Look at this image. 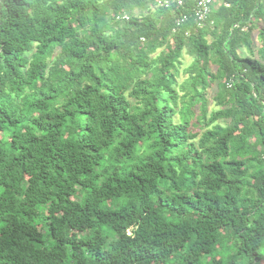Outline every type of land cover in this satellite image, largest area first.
<instances>
[{
    "label": "trees",
    "instance_id": "obj_1",
    "mask_svg": "<svg viewBox=\"0 0 264 264\" xmlns=\"http://www.w3.org/2000/svg\"><path fill=\"white\" fill-rule=\"evenodd\" d=\"M158 1L0 0V264H264V0Z\"/></svg>",
    "mask_w": 264,
    "mask_h": 264
},
{
    "label": "built area",
    "instance_id": "obj_2",
    "mask_svg": "<svg viewBox=\"0 0 264 264\" xmlns=\"http://www.w3.org/2000/svg\"><path fill=\"white\" fill-rule=\"evenodd\" d=\"M192 2L190 11H181L186 8L185 0H159L157 7L168 9L175 16L173 32L184 31L186 37L198 34L203 29L214 26V20L210 16L222 0H189ZM178 12V13H177ZM128 15L118 16L117 20H128Z\"/></svg>",
    "mask_w": 264,
    "mask_h": 264
},
{
    "label": "clouds",
    "instance_id": "obj_3",
    "mask_svg": "<svg viewBox=\"0 0 264 264\" xmlns=\"http://www.w3.org/2000/svg\"><path fill=\"white\" fill-rule=\"evenodd\" d=\"M137 224H132L131 229L127 231L128 235H131L133 239L135 237L134 231L138 229ZM42 234H44V229L39 228ZM48 247L42 243L39 247L35 248V252L31 254V261H28L24 256L19 253L15 260V264H48L47 255ZM99 255V249H93L89 247H84L83 249H73L71 246L66 250L65 258L61 260L62 264H93L95 258Z\"/></svg>",
    "mask_w": 264,
    "mask_h": 264
},
{
    "label": "rangeland",
    "instance_id": "obj_4",
    "mask_svg": "<svg viewBox=\"0 0 264 264\" xmlns=\"http://www.w3.org/2000/svg\"><path fill=\"white\" fill-rule=\"evenodd\" d=\"M152 9H153V7H152ZM256 36H257V33H254V37H255V39H256ZM190 62H191L190 57H188V56H184V62H183V65H182V67H181V71H182L186 66H188V65L190 64ZM177 79H178V81H181V80H182V78H181L180 76H179V78H177ZM216 92H217V84L214 83V84H212L211 87L208 89V95H207L208 100H209V110H210V111H211V110H216V108H217V107L214 105V102H213V97L215 96Z\"/></svg>",
    "mask_w": 264,
    "mask_h": 264
}]
</instances>
